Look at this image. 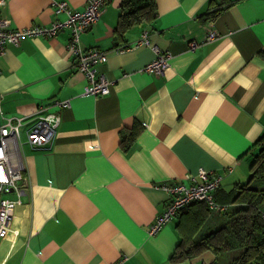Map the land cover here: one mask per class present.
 <instances>
[{"label": "crops", "instance_id": "crops-1", "mask_svg": "<svg viewBox=\"0 0 264 264\" xmlns=\"http://www.w3.org/2000/svg\"><path fill=\"white\" fill-rule=\"evenodd\" d=\"M66 1L81 9L87 0ZM154 1L155 16L120 36V0H107L80 34L82 46L107 50L98 64L110 82L106 94L83 93L86 79L73 66L68 29L5 45L3 113L32 115L46 105L58 110L60 123L48 142L33 147L25 141L29 120L21 127L26 192L11 211L17 234L0 238V264H112L124 255L125 264H227L239 252L168 259L182 236L197 239L235 209L234 186L247 180L260 148L264 0ZM1 16L22 27L65 15L53 12L51 0H5ZM208 23L217 38L205 39ZM144 32L149 45L139 43ZM153 46L169 53L160 74L143 70L156 55ZM55 100L68 104L58 108ZM199 168L221 176L214 196L227 207L210 210L195 226L198 205L184 206L148 233L168 199L161 184H188L186 175L196 176Z\"/></svg>", "mask_w": 264, "mask_h": 264}, {"label": "built area", "instance_id": "built-area-1", "mask_svg": "<svg viewBox=\"0 0 264 264\" xmlns=\"http://www.w3.org/2000/svg\"><path fill=\"white\" fill-rule=\"evenodd\" d=\"M107 0H87L83 8L77 9L66 0H51L55 14L64 13L63 18L55 17L46 25H25L11 27L10 20L1 16V7L5 0H0V54L4 52L7 43L17 44L22 37L34 35L53 36L58 31L68 29L67 49L71 53L73 66L81 71L86 79L83 93L100 95L109 92V80L98 71V64L107 58V50L97 46H82L80 34L93 25L104 10ZM219 33L208 23L205 39L217 38ZM139 43L149 45L147 32H144ZM196 42L191 41L194 48ZM125 46L117 47L121 50ZM155 57L143 66L148 73L160 74L168 64L169 53L153 46ZM2 93H0V238L16 235L12 226V209L22 201L26 192L25 176L21 151V127H24L25 141L30 146H39L48 142L60 123L58 110H50L46 105H39L32 115H5L1 109ZM55 106L62 107L68 100H55ZM191 180L186 184L180 180H169L161 184L167 192L168 199L163 210L155 217L148 227V233H156L177 212L191 202L201 201L211 210H219L214 191L220 184L221 176L203 168H199L196 176L186 175ZM264 218V212L262 213ZM126 256H121L112 264H125Z\"/></svg>", "mask_w": 264, "mask_h": 264}, {"label": "trees", "instance_id": "trees-1", "mask_svg": "<svg viewBox=\"0 0 264 264\" xmlns=\"http://www.w3.org/2000/svg\"><path fill=\"white\" fill-rule=\"evenodd\" d=\"M118 9L116 28L120 36L128 27L148 21L156 14L154 0H120ZM218 10V8L211 10L206 18H212ZM120 140L121 144H126L125 134H122ZM130 140L128 138L127 142L129 143ZM258 142L260 148L252 157L247 180L235 184L232 191L231 202L238 205L231 212L226 213L218 227L197 239L192 238L191 235L182 236L168 257L170 262H180L204 250H211L218 254L221 251L238 248L239 252L227 264H264V218L262 217L264 212V135ZM216 202L224 207L214 211L219 212L227 207L226 204L219 203L217 200ZM192 205L199 207L195 218V226H199L211 209L201 201L191 202L186 206Z\"/></svg>", "mask_w": 264, "mask_h": 264}]
</instances>
